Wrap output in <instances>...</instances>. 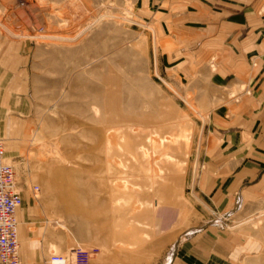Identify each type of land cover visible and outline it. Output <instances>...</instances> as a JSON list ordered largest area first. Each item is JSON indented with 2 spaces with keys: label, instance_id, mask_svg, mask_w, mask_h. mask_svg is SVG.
<instances>
[{
  "label": "rangeland",
  "instance_id": "1",
  "mask_svg": "<svg viewBox=\"0 0 264 264\" xmlns=\"http://www.w3.org/2000/svg\"><path fill=\"white\" fill-rule=\"evenodd\" d=\"M204 2L188 20L156 0H0V141L21 264L74 248L89 264H264V196L235 209L230 190L208 193V164L234 158L241 67L258 70L264 49L222 52L211 25L240 14Z\"/></svg>",
  "mask_w": 264,
  "mask_h": 264
},
{
  "label": "crops",
  "instance_id": "2",
  "mask_svg": "<svg viewBox=\"0 0 264 264\" xmlns=\"http://www.w3.org/2000/svg\"><path fill=\"white\" fill-rule=\"evenodd\" d=\"M160 7H168L172 10L184 11L190 18L203 19L207 12V3L204 0H156ZM225 6L231 11H224V14H240V18H223L217 25H211L216 43L222 47V52L227 55H245L253 48L264 49V40L256 42V38L264 39V0H222ZM160 13V12H159ZM163 14V13H162ZM225 16V15H221ZM186 18V17H185ZM208 27V26H207ZM209 28V27H208ZM255 39V40H254ZM202 45V40L200 41ZM225 48V49H224ZM224 49V50H223ZM264 52V51H263ZM264 62H260L259 69L250 68L249 65H242L244 70L245 84L248 85L250 94L241 96L242 104L232 111L236 119H239L238 131H233L232 144L234 158L227 163L231 168L226 167V159L217 157L215 162L208 164V173L214 176L215 186L208 190L213 197H224L227 191H231L235 197L234 207L242 206V199L246 198L249 192L256 191L259 197L264 196V68H260ZM238 68H240L238 66ZM236 122V120H235ZM247 134V138L244 135ZM238 135V137H237ZM247 146L248 164L241 165L235 159L236 141ZM242 149L245 148L241 146ZM230 162V163H229ZM207 180V179H206ZM209 180V178H208ZM231 182L229 188H224V182ZM211 181V180H210ZM261 194V195H260ZM193 230V229H192ZM18 237V235H17ZM174 248L169 258L170 250ZM175 243L168 251L166 261H170L175 254ZM20 257V250H19ZM21 260V258H20ZM168 264V263H165Z\"/></svg>",
  "mask_w": 264,
  "mask_h": 264
},
{
  "label": "built area",
  "instance_id": "3",
  "mask_svg": "<svg viewBox=\"0 0 264 264\" xmlns=\"http://www.w3.org/2000/svg\"><path fill=\"white\" fill-rule=\"evenodd\" d=\"M20 202L14 171L3 161V145L0 141V264H21L16 220ZM47 263L89 264V253L74 248L65 256L51 255Z\"/></svg>",
  "mask_w": 264,
  "mask_h": 264
}]
</instances>
